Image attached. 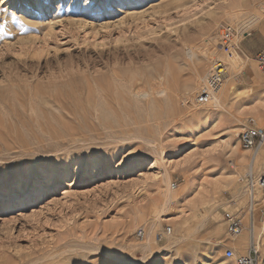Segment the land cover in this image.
I'll list each match as a JSON object with an SVG mask.
<instances>
[{
    "label": "rangeland",
    "instance_id": "rangeland-1",
    "mask_svg": "<svg viewBox=\"0 0 264 264\" xmlns=\"http://www.w3.org/2000/svg\"><path fill=\"white\" fill-rule=\"evenodd\" d=\"M263 3L50 0L36 16L0 0V264H234L224 249L245 254L252 235L264 254L263 197L239 235L223 218L248 200L255 152L238 134L264 127ZM225 23L234 66L218 45ZM216 61L220 104L196 105Z\"/></svg>",
    "mask_w": 264,
    "mask_h": 264
},
{
    "label": "built area",
    "instance_id": "built-area-1",
    "mask_svg": "<svg viewBox=\"0 0 264 264\" xmlns=\"http://www.w3.org/2000/svg\"><path fill=\"white\" fill-rule=\"evenodd\" d=\"M261 12L264 14V3L261 6ZM218 45L227 54H231L235 50L234 28L230 24L225 23L219 26ZM255 59L260 68H264V49L257 51ZM224 74L223 63L219 61L214 63L211 72L195 94L193 101L196 105H205L210 102L213 94L221 86ZM238 140L243 149L252 153L257 152L264 144V127L257 126L255 121L251 120L249 125L238 134ZM244 183L248 194L246 206L239 207L234 211H223L227 234L232 237L239 235L242 231L245 212L253 213L254 202L262 197L264 199V172L254 174L250 170L245 175ZM166 231L170 232V227H167ZM136 236L143 238L144 230L138 228ZM223 256L233 260L234 264H264V254L259 251L253 235L249 239L247 254H236L232 248L226 247Z\"/></svg>",
    "mask_w": 264,
    "mask_h": 264
},
{
    "label": "bare ground",
    "instance_id": "bare-ground-1",
    "mask_svg": "<svg viewBox=\"0 0 264 264\" xmlns=\"http://www.w3.org/2000/svg\"><path fill=\"white\" fill-rule=\"evenodd\" d=\"M9 0H3V2H7ZM12 1V0H11ZM143 0H138V2H142ZM177 1H181V0H177ZM23 4L21 5L22 6V10L23 12H25V14L27 12H31L32 14L38 16L40 12L43 11V14H44V7L45 5L47 4H50V0H29L28 2L25 1V0H22ZM31 5V7L29 6ZM29 6V8H28ZM225 9H228L230 10L229 13L232 15V20H234L236 22V20H238V18L242 15V9H241V5L237 3V1H232L230 2L227 6H225ZM256 16V15H255ZM261 19L264 18V14H262V16L260 17ZM258 19V18H257ZM51 21V20H50ZM253 21V20H252ZM240 22H243L244 24V20L241 19L239 20V22L237 21V24H239ZM248 22V21H247ZM255 22V21H254ZM261 22V21H260ZM51 23V22H50ZM259 23V22H258ZM242 25V24H241ZM247 26V25H246ZM225 58L226 60L228 61V63L231 65V66H234L236 64V62L234 61V58L232 57L231 54H227L225 53ZM217 62V61H216ZM238 64H242V63H239L238 61ZM249 75L251 76L250 78H252V76L254 77V73L253 71H249ZM260 77V76H259ZM256 78V77H255ZM253 79V78H252ZM254 80V79H253ZM257 81V80H256ZM259 81V80H258ZM260 82V81H259ZM137 92V91H136ZM135 94V93H134ZM136 95V94H135ZM213 100V103L216 104V105H219L220 104V99L213 95L212 98ZM108 110V109H107ZM109 111V110H108ZM259 151L256 153H254V155L251 157V159L249 160L248 162V169H247V172H249L250 170L254 173V174H258V173H255L254 172V163L256 162V157L258 155ZM159 158V157H158ZM246 160V157L245 155H241V156H238L237 157V161L240 163V162H244ZM248 161V159H247ZM155 163V162H154ZM153 165V164H152ZM156 165V164H155ZM167 172V171H166ZM167 175V174H165ZM169 176V175H168ZM168 176H165V180L164 181H168L167 177ZM233 177L229 174L227 175L224 180H223V183H226V182H230ZM168 183V182H167ZM166 183V184H167ZM164 184V183H163ZM169 185V183L167 184ZM159 203L161 205V207L159 206V208H165L171 201L174 200V195L171 193V191L169 189H166L165 192L161 193L159 198ZM156 204V203H155ZM157 209V208H156ZM164 210V209H163ZM158 212V211H156ZM162 213V212H161ZM156 214V213H155ZM153 216V215H152ZM160 222V218H159V215L156 214L152 219H151V227H150V233L153 229V227L158 223ZM151 236V235H150ZM150 236L148 235L146 240H145V243H144V249H150ZM238 245H240L241 247H244L245 245V242H244V239L243 237L239 236L238 237ZM256 242V241H255ZM258 243V242H257ZM256 243V244H257ZM258 247V245H257ZM248 252V249L246 248L245 250V254H247Z\"/></svg>",
    "mask_w": 264,
    "mask_h": 264
}]
</instances>
